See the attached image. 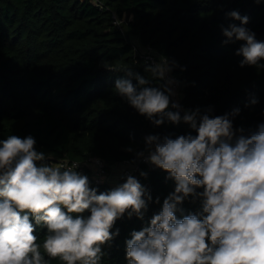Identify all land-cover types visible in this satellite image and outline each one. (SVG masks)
Instances as JSON below:
<instances>
[{
    "label": "clouds",
    "instance_id": "9594fccd",
    "mask_svg": "<svg viewBox=\"0 0 264 264\" xmlns=\"http://www.w3.org/2000/svg\"><path fill=\"white\" fill-rule=\"evenodd\" d=\"M226 16L234 19L220 23L221 43L241 42L235 49L241 66H264V40L248 25L249 15L233 8ZM148 60V75L133 63L109 64L123 73L114 91L154 125L184 121L195 132H149L143 148L126 146L174 181L159 210L125 238L126 264H264V119L245 128L234 122L238 105L219 114L211 103L186 107L173 99L181 81L171 73L179 62L164 53ZM258 100L253 95L245 103ZM36 144L32 133L0 137V264H51L57 257L63 264H102L103 245L120 232L113 228L117 218H143L151 189L128 172L98 190L78 170L80 161L52 162ZM185 200L199 206L186 211ZM38 226L46 228L42 239Z\"/></svg>",
    "mask_w": 264,
    "mask_h": 264
},
{
    "label": "trees",
    "instance_id": "16d2710c",
    "mask_svg": "<svg viewBox=\"0 0 264 264\" xmlns=\"http://www.w3.org/2000/svg\"><path fill=\"white\" fill-rule=\"evenodd\" d=\"M107 3L120 14H133L123 24L126 34L179 62L172 74L181 81L178 92L183 105L211 103L216 114L238 105L242 110L234 122L245 128L264 119V66H241L242 57L235 52L241 42L221 43L220 28L221 22L234 19L226 12L236 8L249 15L248 25L264 40V0ZM110 14L90 0H0V137L32 133L36 147L55 158L52 162L94 154L111 169L125 159L134 160L135 152L126 146L143 148L149 132H195L184 121L154 125L114 91L115 79L123 73L109 64L133 63L138 71L148 73L145 60H135L131 42ZM253 95L258 102L246 104ZM141 169L148 171L147 177L140 176ZM166 171L140 166L137 176L154 199L143 218L135 214L117 218L113 228L120 232L112 243L103 245L102 264H126L125 238L148 222L174 187V181L165 179ZM90 179L98 190L112 186ZM198 206V201H184L186 211ZM37 231L42 239L46 228L38 226ZM51 264L63 262L57 257Z\"/></svg>",
    "mask_w": 264,
    "mask_h": 264
},
{
    "label": "built area",
    "instance_id": "2783aa9c",
    "mask_svg": "<svg viewBox=\"0 0 264 264\" xmlns=\"http://www.w3.org/2000/svg\"><path fill=\"white\" fill-rule=\"evenodd\" d=\"M93 3V0H90ZM95 4L99 9L101 10H110L111 12V21L113 23V18L116 16H119L122 20L123 23L121 24H114L117 27H119L123 32V24L126 23L127 21L131 20L133 18V14L129 13L127 11H124L122 14H120L117 10L110 8L107 0H97ZM124 35L126 33L124 32ZM130 42L133 48L134 52V57L135 60L141 58L144 59L147 57L149 58L148 62H151L152 59L157 58L160 54L157 52L155 48H153L150 45L143 44L141 40L136 36L130 38ZM171 75H173L171 73ZM173 99H179L180 101V96L179 92L177 96H174ZM96 157H99L100 160L97 162L95 160ZM62 160H68L70 163L72 161H80L78 170L85 172L91 177L95 182H103V181H108L112 185L119 181V178H124L123 173H134L137 175V172L142 164H145L148 168H156L157 166L151 164L148 161H145L143 158H136L134 160L132 159H125L118 164L114 165L111 169L107 167V163L103 158L100 156L94 155V154H88L83 160L80 159H70L68 157H63L60 158L57 162H60ZM120 166V168H119ZM117 171L118 174H116L113 170ZM113 175H116V178L113 179Z\"/></svg>",
    "mask_w": 264,
    "mask_h": 264
},
{
    "label": "water",
    "instance_id": "95a60500",
    "mask_svg": "<svg viewBox=\"0 0 264 264\" xmlns=\"http://www.w3.org/2000/svg\"><path fill=\"white\" fill-rule=\"evenodd\" d=\"M130 38H131V36L129 34L125 35V39H126L127 42H130Z\"/></svg>",
    "mask_w": 264,
    "mask_h": 264
},
{
    "label": "rangeland",
    "instance_id": "374dc122",
    "mask_svg": "<svg viewBox=\"0 0 264 264\" xmlns=\"http://www.w3.org/2000/svg\"><path fill=\"white\" fill-rule=\"evenodd\" d=\"M119 168H120V166H119ZM115 173L118 174L117 172H115ZM112 177H113V179H115L116 178V175H113Z\"/></svg>",
    "mask_w": 264,
    "mask_h": 264
},
{
    "label": "crops",
    "instance_id": "0c3cea01",
    "mask_svg": "<svg viewBox=\"0 0 264 264\" xmlns=\"http://www.w3.org/2000/svg\"><path fill=\"white\" fill-rule=\"evenodd\" d=\"M113 171H114V172H117V171H116V169H115V170H113Z\"/></svg>",
    "mask_w": 264,
    "mask_h": 264
}]
</instances>
